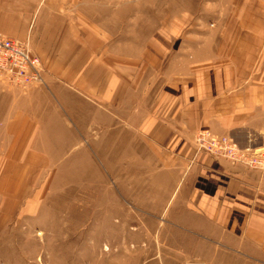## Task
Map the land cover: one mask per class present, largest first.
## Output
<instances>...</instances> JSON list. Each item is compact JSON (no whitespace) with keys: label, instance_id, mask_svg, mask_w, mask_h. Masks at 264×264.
Instances as JSON below:
<instances>
[{"label":"crops","instance_id":"0c3cea01","mask_svg":"<svg viewBox=\"0 0 264 264\" xmlns=\"http://www.w3.org/2000/svg\"><path fill=\"white\" fill-rule=\"evenodd\" d=\"M228 3L221 26L137 12L126 30L124 0H0V34L27 39L44 70L26 91L0 85L5 148L21 150L0 153V182L16 187L29 157L45 164L48 141L87 144L101 211L133 244L116 264H264V172L192 143L209 130L264 149V0Z\"/></svg>","mask_w":264,"mask_h":264},{"label":"rangeland","instance_id":"374dc122","mask_svg":"<svg viewBox=\"0 0 264 264\" xmlns=\"http://www.w3.org/2000/svg\"><path fill=\"white\" fill-rule=\"evenodd\" d=\"M132 1L124 0L118 6L124 10L121 17L126 30L132 29V15L137 12L142 20L157 18V24H163L164 18L173 23L188 16L189 24L217 27L225 23L229 8V0ZM200 12L205 13L203 23L192 20ZM216 15L221 21L212 19ZM111 39L115 43L116 38ZM126 39L134 38L130 35ZM5 135L8 137L0 124V153L17 152L21 156L20 149L5 148L12 144L4 140ZM43 146L45 164H36L37 159L29 157L33 165L15 167L14 176L19 177L21 171L24 177L20 184L12 186L14 181L9 179L0 182V264H116L118 248L127 254L133 244L127 243L126 235L123 245L122 230L115 227L121 221L120 214L101 211L105 208L101 194L106 185L99 178L104 172L99 154L87 144L71 147L68 142L60 145L48 141ZM9 167L0 162V179L6 176L2 169ZM128 215L124 214V220H129Z\"/></svg>","mask_w":264,"mask_h":264},{"label":"built area","instance_id":"2783aa9c","mask_svg":"<svg viewBox=\"0 0 264 264\" xmlns=\"http://www.w3.org/2000/svg\"><path fill=\"white\" fill-rule=\"evenodd\" d=\"M43 67L40 58L32 52L27 39L0 34V85L7 89L26 91L44 84ZM192 143L196 152L227 160L238 165L264 172V149H240L229 135H214L208 130L194 133ZM186 264H202L188 262Z\"/></svg>","mask_w":264,"mask_h":264}]
</instances>
